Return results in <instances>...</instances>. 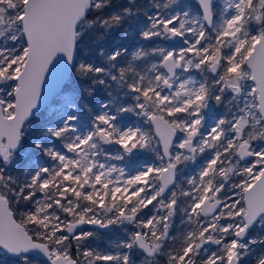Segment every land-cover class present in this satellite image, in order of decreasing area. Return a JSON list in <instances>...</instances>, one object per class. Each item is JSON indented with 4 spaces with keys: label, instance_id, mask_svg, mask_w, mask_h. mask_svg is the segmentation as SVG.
<instances>
[{
    "label": "snow or ice",
    "instance_id": "1",
    "mask_svg": "<svg viewBox=\"0 0 264 264\" xmlns=\"http://www.w3.org/2000/svg\"><path fill=\"white\" fill-rule=\"evenodd\" d=\"M161 258L264 264V0H0V264Z\"/></svg>",
    "mask_w": 264,
    "mask_h": 264
},
{
    "label": "rangeland",
    "instance_id": "2",
    "mask_svg": "<svg viewBox=\"0 0 264 264\" xmlns=\"http://www.w3.org/2000/svg\"><path fill=\"white\" fill-rule=\"evenodd\" d=\"M188 4V3H186ZM122 232H120L119 230H115V231H107L105 233H103L101 231L99 238H94L92 241H90V243H92L94 240L95 245L93 244V247H99L101 249H107L110 246L114 245L115 243L118 242L119 238H122ZM160 264H162V262L160 261ZM163 264H165V260L163 261Z\"/></svg>",
    "mask_w": 264,
    "mask_h": 264
},
{
    "label": "flooded vegetation",
    "instance_id": "3",
    "mask_svg": "<svg viewBox=\"0 0 264 264\" xmlns=\"http://www.w3.org/2000/svg\"><path fill=\"white\" fill-rule=\"evenodd\" d=\"M183 2H184V3H188V4L191 5L193 8H195V1H194V0H183ZM102 232L105 233V232H107V231H103V230H102ZM94 241H95V240H94ZM94 241L91 243L92 245H93V244L95 245V242H94ZM164 260H165L164 258H163V260H160V261L162 262V264H163V261H164Z\"/></svg>",
    "mask_w": 264,
    "mask_h": 264
},
{
    "label": "trees",
    "instance_id": "4",
    "mask_svg": "<svg viewBox=\"0 0 264 264\" xmlns=\"http://www.w3.org/2000/svg\"><path fill=\"white\" fill-rule=\"evenodd\" d=\"M189 5V4H188ZM191 6V5H190ZM160 260H163V258H161Z\"/></svg>",
    "mask_w": 264,
    "mask_h": 264
},
{
    "label": "water",
    "instance_id": "5",
    "mask_svg": "<svg viewBox=\"0 0 264 264\" xmlns=\"http://www.w3.org/2000/svg\"><path fill=\"white\" fill-rule=\"evenodd\" d=\"M195 1V0H194Z\"/></svg>",
    "mask_w": 264,
    "mask_h": 264
}]
</instances>
